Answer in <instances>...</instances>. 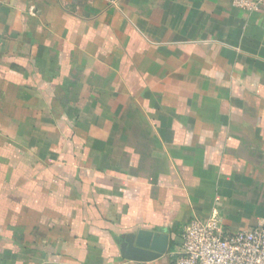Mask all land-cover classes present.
<instances>
[{
  "label": "crops",
  "instance_id": "obj_1",
  "mask_svg": "<svg viewBox=\"0 0 264 264\" xmlns=\"http://www.w3.org/2000/svg\"><path fill=\"white\" fill-rule=\"evenodd\" d=\"M212 216L264 225V7L0 0V264H175Z\"/></svg>",
  "mask_w": 264,
  "mask_h": 264
},
{
  "label": "built area",
  "instance_id": "obj_2",
  "mask_svg": "<svg viewBox=\"0 0 264 264\" xmlns=\"http://www.w3.org/2000/svg\"><path fill=\"white\" fill-rule=\"evenodd\" d=\"M250 11L264 0H233ZM175 264H264V225L228 232L220 218H194L182 227L181 243L174 251Z\"/></svg>",
  "mask_w": 264,
  "mask_h": 264
},
{
  "label": "water",
  "instance_id": "obj_3",
  "mask_svg": "<svg viewBox=\"0 0 264 264\" xmlns=\"http://www.w3.org/2000/svg\"><path fill=\"white\" fill-rule=\"evenodd\" d=\"M154 239L151 245H149L147 242L141 240L140 236L136 240L127 238L122 243V254L130 259L145 260L155 258L165 251L167 239L160 236L158 238L155 236ZM156 241H160V243L157 245Z\"/></svg>",
  "mask_w": 264,
  "mask_h": 264
}]
</instances>
